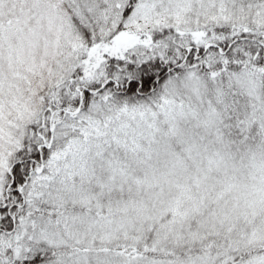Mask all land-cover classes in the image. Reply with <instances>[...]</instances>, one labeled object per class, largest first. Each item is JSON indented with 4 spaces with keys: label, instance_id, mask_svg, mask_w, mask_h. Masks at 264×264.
Wrapping results in <instances>:
<instances>
[{
    "label": "snow or ice",
    "instance_id": "6c2138e0",
    "mask_svg": "<svg viewBox=\"0 0 264 264\" xmlns=\"http://www.w3.org/2000/svg\"><path fill=\"white\" fill-rule=\"evenodd\" d=\"M0 264H264V0H0Z\"/></svg>",
    "mask_w": 264,
    "mask_h": 264
}]
</instances>
